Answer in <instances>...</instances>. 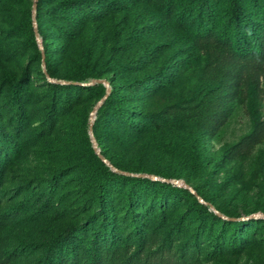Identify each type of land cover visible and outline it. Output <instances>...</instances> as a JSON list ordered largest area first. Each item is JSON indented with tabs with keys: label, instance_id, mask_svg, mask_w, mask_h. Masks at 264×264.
Here are the masks:
<instances>
[{
	"label": "rangeland",
	"instance_id": "obj_1",
	"mask_svg": "<svg viewBox=\"0 0 264 264\" xmlns=\"http://www.w3.org/2000/svg\"><path fill=\"white\" fill-rule=\"evenodd\" d=\"M33 1L47 76L63 84L96 75L116 109L103 99L93 110L96 91L51 86L37 41L21 24L27 14L32 29ZM56 1L0 0V264H39L64 227L83 241L98 224L90 135L120 167L199 188L225 220H199L187 189L143 183L127 197L132 175L122 173L127 178L104 193L113 239L101 250L103 264H264V62L217 36L227 0H208L212 24L200 34L194 14L204 20L196 8L206 0H90L110 9L62 47L54 40ZM241 1L263 24L264 0ZM9 80L28 92L22 117ZM122 108L133 121L157 111L166 119L136 131L121 120ZM83 261L78 254L68 264Z\"/></svg>",
	"mask_w": 264,
	"mask_h": 264
},
{
	"label": "trees",
	"instance_id": "obj_2",
	"mask_svg": "<svg viewBox=\"0 0 264 264\" xmlns=\"http://www.w3.org/2000/svg\"><path fill=\"white\" fill-rule=\"evenodd\" d=\"M251 6L255 5V0H247ZM211 1H204L200 6L196 8L197 13H201L204 16V20L197 18L194 14V33L200 34L202 30L208 31L212 19V7ZM228 15L224 18L221 25L218 28L217 36L225 41L231 48V50L237 55H252V58L256 62H264V22L253 20L243 9L241 0H227ZM37 2H35V7ZM54 17L59 21L60 26L56 29L54 34V40L58 47L66 46L69 41L73 38L77 27L87 24L89 22L99 20L102 15L110 9V2L105 1L104 3L94 4L90 0H57L53 6ZM258 11V10H257ZM261 18L264 20V9L260 11ZM22 27L26 35L31 36L33 31L30 27L29 16L25 14L22 20ZM203 24V26H202ZM43 54V66L44 71L49 76L48 67L50 65L48 53L42 50ZM40 57V54H39ZM84 63V62H83ZM96 78V75H91ZM76 81V80H68ZM78 82V81H77ZM7 86L10 91V95L15 103L16 109L22 117V110L20 99L28 98V92L19 86L16 82L9 80ZM52 87L61 89L69 87H84L88 90H93L104 94V87L101 83H93L85 86L75 85L72 83H52ZM112 92H109L104 98L105 107L112 108L116 106L113 103L110 96ZM52 109V108H51ZM49 109L47 111L50 119L53 118V112ZM130 112L127 109H121L119 116L127 125L136 131H141L145 126L154 125L156 122L165 120L166 116L162 112H151L145 115L146 122L141 120L133 121L128 114ZM144 121V120H143ZM147 123V124H146ZM263 134V132H262ZM99 153L116 169L126 171L130 173H143L142 170H134L131 168H124L116 165L106 156V148L104 146H97ZM96 168L93 176V183L96 189L97 209L100 213V220L98 224L90 230L89 235L85 240L79 241L74 232L73 226L69 225L64 227L61 231L56 233L51 239L48 240L44 250L41 254V260L39 264H68L76 261L78 254L84 259L83 264H103L104 258H102L101 250L106 248V245L112 241L113 236L111 234V221L110 211L108 209L107 200L105 197L106 185L111 182H116L119 179L127 178L122 173H117L109 169L97 156L95 157ZM158 175V173H156ZM54 176H51L48 180L52 182ZM131 182L126 191L127 197H136V187L143 183H155L162 188H172L181 192H186V188H179L172 186L171 184L160 181L152 180L147 177L131 176ZM194 192L200 196V190L197 187L192 188ZM192 205L195 209V213L199 220L204 221L206 216H209L215 222H224L225 220L213 213L207 205L200 203L199 201L193 200ZM128 227L132 230L136 229L134 220H131ZM105 245V246H104ZM124 262H121L123 264Z\"/></svg>",
	"mask_w": 264,
	"mask_h": 264
},
{
	"label": "water",
	"instance_id": "obj_3",
	"mask_svg": "<svg viewBox=\"0 0 264 264\" xmlns=\"http://www.w3.org/2000/svg\"><path fill=\"white\" fill-rule=\"evenodd\" d=\"M34 6H35V3L34 1L32 2V5H31V26H32V31H33V35H34V38L35 40L37 41V44H38V47H39V53H40V65L43 66V61H42V58H43V54H42V50L40 49V44H39V40L37 38V33H36V29H35V26H34V18H33V10H34ZM43 71V75L45 76V78L51 82H57V83H60V81H55L51 78H49L47 76V74L44 72V70L42 69ZM63 83H72V84H75V85H89V84H93V83H101L104 85L105 87V90H104V94L102 95V97L95 103L94 105V108L93 110H95V108L102 102V100L106 97V95L108 94L109 92V88L107 87V83L106 81L104 80H100V79H91L87 82H77V81H63ZM92 110V112H93ZM91 112V113H92ZM88 131H89V135H90V124H88ZM90 138H91V144H92V149H93V152L96 154V156L109 168L111 169L112 171H115L117 173H123V174H129V175H132V176H139V177H147L149 179H152V180H160V181H165V182H173L175 183L176 185L178 186H182L184 188H186L187 190H189L194 196L195 198L197 199V201L203 203V204H206L208 206V208L213 212L215 213L217 216L219 217H224L222 214H220L218 211H216L213 206L209 203H206L204 202L195 192L194 190L189 187L183 180H180V179H165V178H162V177H158L156 175H153V174H145V173H130V172H125V171H121V170H118L116 169L114 166H112L100 153H99V149L97 148V146L95 145L91 135H90Z\"/></svg>",
	"mask_w": 264,
	"mask_h": 264
}]
</instances>
